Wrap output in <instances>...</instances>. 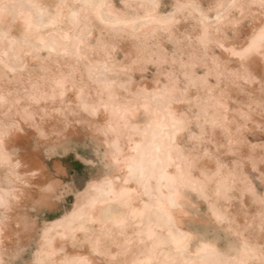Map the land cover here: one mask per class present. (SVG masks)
Masks as SVG:
<instances>
[{"label":"bare ground","instance_id":"6f19581e","mask_svg":"<svg viewBox=\"0 0 264 264\" xmlns=\"http://www.w3.org/2000/svg\"><path fill=\"white\" fill-rule=\"evenodd\" d=\"M262 123L264 0H0V264H264Z\"/></svg>","mask_w":264,"mask_h":264},{"label":"rangeland","instance_id":"374dc122","mask_svg":"<svg viewBox=\"0 0 264 264\" xmlns=\"http://www.w3.org/2000/svg\"><path fill=\"white\" fill-rule=\"evenodd\" d=\"M148 69L153 71L154 66L148 65ZM83 145L79 146V150H69L66 155H60L58 157L59 159L56 158L57 161L62 163L61 165L63 168H65L67 174V177L65 178V185L66 188L70 190L67 191L63 197L62 208L58 209L57 211H40L38 213V224H40L39 222L42 220L52 221L67 212L71 208V203L72 200H74L76 190H81L89 181V177L94 176L97 173V169L100 167V157L96 155L92 145L88 143H84ZM85 177L87 178L85 179ZM200 208L199 209L201 211L198 214V218H204L205 208H203V205H201ZM222 245H225V243ZM30 260L31 253L30 251H27L19 255L15 261V264H30Z\"/></svg>","mask_w":264,"mask_h":264},{"label":"snow or ice","instance_id":"6c2138e0","mask_svg":"<svg viewBox=\"0 0 264 264\" xmlns=\"http://www.w3.org/2000/svg\"><path fill=\"white\" fill-rule=\"evenodd\" d=\"M84 110L85 111H89L90 110V106L85 104L84 105ZM261 131L264 132V123L261 124ZM238 160H237V164L238 166L240 164H251L253 166V168H255L256 166V160L254 157H251L249 156L245 151L241 150L239 153H238ZM261 162L264 163V154L261 155ZM261 172L264 173V168L261 169ZM87 177H85L86 179ZM65 191H69V189H65Z\"/></svg>","mask_w":264,"mask_h":264}]
</instances>
